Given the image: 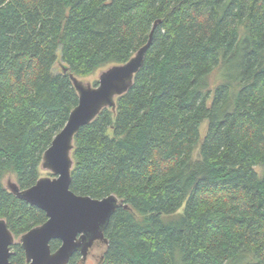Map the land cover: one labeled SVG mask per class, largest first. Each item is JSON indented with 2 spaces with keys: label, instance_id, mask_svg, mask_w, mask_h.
Masks as SVG:
<instances>
[{
  "label": "trees",
  "instance_id": "16d2710c",
  "mask_svg": "<svg viewBox=\"0 0 264 264\" xmlns=\"http://www.w3.org/2000/svg\"><path fill=\"white\" fill-rule=\"evenodd\" d=\"M155 21L115 109L74 136L70 189L127 205L98 264H264V0H0V218L15 238L47 219L4 173L36 182L78 102L69 73L127 61Z\"/></svg>",
  "mask_w": 264,
  "mask_h": 264
},
{
  "label": "water",
  "instance_id": "95a60500",
  "mask_svg": "<svg viewBox=\"0 0 264 264\" xmlns=\"http://www.w3.org/2000/svg\"><path fill=\"white\" fill-rule=\"evenodd\" d=\"M157 22L153 23L146 43L127 61L101 71L95 86L69 73L78 102L70 111L65 125L43 152L40 162V167L49 171L52 177H39L25 189H20L17 184L9 189L19 198L44 210L47 216L43 223L19 235L25 264H67L77 251L84 261L95 240L107 242L104 228L114 211L121 205L127 206L114 194L93 198L76 194L70 189L74 136L104 107L115 109L116 97L128 90L143 63ZM63 70L66 71V67ZM51 240L60 241L55 250L51 249ZM14 242V234L5 219L0 218V264H11L10 248Z\"/></svg>",
  "mask_w": 264,
  "mask_h": 264
},
{
  "label": "rangeland",
  "instance_id": "374dc122",
  "mask_svg": "<svg viewBox=\"0 0 264 264\" xmlns=\"http://www.w3.org/2000/svg\"><path fill=\"white\" fill-rule=\"evenodd\" d=\"M114 63L111 64H107L104 65L102 67L97 68L96 70H94L91 74L87 75V76H81V77H77L79 78L82 82L84 83H90L91 85L95 86V82H98V77L101 71L107 69L109 66L113 65ZM62 62L59 61V59L56 61L55 66H54V70H60L62 66ZM219 71L218 69L214 70V72H212V74L210 75V85L214 86L216 83L219 82ZM206 121H204L202 123V125L200 126V136L202 137L205 134V128H206ZM256 169L258 171H261V166L256 167ZM39 172H40V177L42 176H51L52 174L47 171L42 169L39 166ZM3 184L5 187H7L8 189H10L11 185L17 184L16 183V175L14 174V172H12L11 170H8L4 173L3 175V180H2ZM16 242H18L19 236L15 238ZM105 249V242L104 241H98L91 249H90V253H87V256L85 258V260H82V257L79 259V263L80 264H97L101 254L103 253Z\"/></svg>",
  "mask_w": 264,
  "mask_h": 264
},
{
  "label": "flooded vegetation",
  "instance_id": "af4514ba",
  "mask_svg": "<svg viewBox=\"0 0 264 264\" xmlns=\"http://www.w3.org/2000/svg\"><path fill=\"white\" fill-rule=\"evenodd\" d=\"M98 241H100V240H95V241H94L93 245H92V246L89 248V250H88V254L90 253V249H91V248H92V247H93ZM106 243H107V242H105V245H106ZM75 253H79V254H80V252H78V251L75 252ZM80 255H81V254H80ZM81 257H82V255H81ZM101 259H102V254H101V256H100V259H99L98 263L100 262ZM98 263H97V264H98ZM82 264H83V263H82Z\"/></svg>",
  "mask_w": 264,
  "mask_h": 264
}]
</instances>
